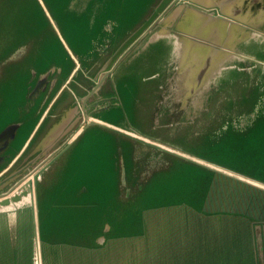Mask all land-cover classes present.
<instances>
[{
	"label": "water",
	"instance_id": "obj_1",
	"mask_svg": "<svg viewBox=\"0 0 264 264\" xmlns=\"http://www.w3.org/2000/svg\"><path fill=\"white\" fill-rule=\"evenodd\" d=\"M137 1L142 19L120 35L124 20L110 11L127 13L131 0H0V78L12 66L25 70L22 84L0 95V264H28L26 254L29 264H54L45 254L60 264L69 251L74 264L111 258L83 243H44L55 234L96 247L115 233L146 248L147 237L117 232L121 222L149 209L187 210L183 200L144 198L181 193L198 176L209 182L206 196L219 187L229 207L246 187L264 192V0ZM28 28L36 37L22 34ZM88 132L112 148L121 140L112 151H89L103 205L87 202L72 159ZM203 205L192 214L214 228L241 215ZM75 209H83V231L69 228ZM243 219L264 264V217ZM90 257L97 262H83Z\"/></svg>",
	"mask_w": 264,
	"mask_h": 264
},
{
	"label": "rangeland",
	"instance_id": "obj_2",
	"mask_svg": "<svg viewBox=\"0 0 264 264\" xmlns=\"http://www.w3.org/2000/svg\"><path fill=\"white\" fill-rule=\"evenodd\" d=\"M53 1V0H51ZM62 1V0H60ZM138 4L137 0H131L130 7L127 11V13H113L112 10L110 11V14L116 15L121 17L124 20V24L122 28L120 29V35L124 34L127 32L129 29L133 28L139 20L142 19L143 14L140 11H133L135 5ZM133 11V12H132ZM60 12L58 10L54 11V15H58ZM77 24V22H75ZM81 24V23H80ZM74 32L75 29L73 28ZM29 32L33 33L36 37L35 31L33 28H28L25 32L22 34ZM23 66V65H20ZM11 73H3V76L0 78V95L6 96L7 92L9 95L11 94V89L15 87V82L17 81L19 85L22 84L24 76H25V70L23 68H18V67H10ZM191 113V112H190ZM244 120L248 118H242ZM244 123V121H243ZM89 132L86 133V135L81 139L78 143L74 145L72 148L73 152H76V154L73 156L72 159L79 161V163L75 166V171H78V167H80V174L78 177V180L81 178L83 180V184H86L88 186V190L86 192V196H89L87 198V202L90 203L95 198L97 199L98 203L104 204L105 199H106V193H103L102 187L98 186L99 181L96 177V175L92 174L91 172L93 171V168L91 167L92 162L89 159L92 154L89 152L93 150L92 152H97L99 154L101 151H112L114 150L117 146L116 143L117 141L121 142V140H118V137L116 136L115 140V146L112 148L111 140H105L104 142H101L99 140H96L93 142V137L92 135H89ZM33 144V141L31 142L30 145ZM91 147V149H90ZM239 148V145H237ZM18 149V148H17ZM214 147H206L203 150L204 154H209L212 153ZM244 150V148H242ZM82 152V153H81ZM71 159V158H69ZM64 161L65 163L69 160ZM22 158H20V161ZM19 161V163H20ZM247 159H244V166L247 165ZM72 162V160H71ZM18 163V164H19ZM74 177V176H73ZM70 182H72V176L70 175ZM74 180V179H73ZM75 181V180H74ZM73 181V182H74ZM50 180L48 179L46 182H44V189L43 190H48V184ZM195 182V181H194ZM78 183V181H77ZM70 186H67L69 189L68 195L72 193L71 189L73 188L72 183L69 184ZM100 187V188H99ZM209 188V182L206 178L201 179L200 176H198V180L195 183H190L189 187H184V191L181 193H176L174 195L166 193V194H153L149 197L144 198V201L146 203L153 204L155 202H161L162 200H172V201H180L183 200L185 204L188 206L187 210H181L182 208H169L165 207V212L162 214L160 209H149L145 212H149L148 217L146 216H141L138 218H129L127 223H125L123 220H125V216L122 215L117 218L118 221H123L121 222L122 229H119L117 232L118 233H128L135 236L137 239L141 240L144 237L146 238L147 241V246L146 248L142 246H136L137 242L136 240L134 241L133 245H126L125 242L121 243L122 240V235L120 234H113L111 238L108 237V242H105L104 245H100L97 243L98 246L95 247V244L91 242V239L83 237V241L76 239V238H62L61 236H54L48 235L47 237L43 238L44 243L48 241L49 242H56V244H71V245H81L83 243V249H100L103 251H110V254L107 255V257H111L107 260H103L98 262V264H122V259L125 253L126 256L130 260L127 261V264H155V262L158 264L161 261V258L166 254L167 256H170L172 252H174L173 249H175V255L179 256H185L187 255L185 252L189 249L192 250V246L194 243V251L198 252L201 250H204L205 248L207 250H213L212 244L208 242V236L206 237L207 242H205V239L201 235V232L199 229L206 227L207 222H203L200 217H198L196 214H192V211L194 209L193 205L195 207L201 206L203 203H205L204 208H218L217 213H230V214H235L239 213L242 214L240 217L243 219V216L246 218H261L264 217V207L260 208L258 204V200H262L264 202V192L262 190H257L254 191L251 189L250 191H247V193H243V196L240 197H234L232 196L231 202L232 205L229 207L227 203L225 204L224 202H221V197H220V190L219 187H212V189L209 190V196L207 195V189ZM210 192L212 195L210 196ZM94 193L93 195H91ZM256 198V199H255ZM49 197H47V200ZM71 199V198H69ZM142 198H140L141 200ZM207 199V200H206ZM205 201V202H204ZM193 204V205H192ZM43 205V203H42ZM165 204L163 203L161 206H164ZM46 206V204H45ZM48 211V216L50 215L52 209L49 208L48 206L46 207ZM199 210V209H198ZM164 209H162V212ZM191 211V212H189ZM72 212V224L69 227L73 231H83V228L87 226H83V220L82 222L78 221V216L81 217V214H83V209L82 212H79L78 209L71 210ZM196 213V212H194ZM195 217V218H194ZM82 218V217H81ZM218 218V217H217ZM83 219V218H82ZM55 217H54V211H53V216L52 220L49 221V224L55 227L56 231V226L57 224L55 223ZM144 220L143 228H141L140 224L141 221ZM219 220V218H218ZM245 221V219H244ZM201 228H200V227ZM209 226V225H208ZM252 228L253 225H251ZM159 233L158 236H153L151 239L148 237L150 234L154 235L152 231H156ZM148 231V232H146ZM146 232V233H145ZM47 235V234H43ZM61 235V234H60ZM194 236V237H193ZM58 237V238H56ZM118 238V239H117ZM132 239V238H131ZM82 241V242H81ZM259 248V245L258 247ZM81 249V248H79ZM228 249V248H227ZM47 250V248H46ZM173 250V251H172ZM51 253H54V248L50 249ZM119 251V252H118ZM124 251V252H123ZM48 252V250H47ZM73 251H69L67 255L65 256L64 259L61 261L60 264H74L75 261L78 260V258H73L72 253ZM144 252V253H143ZM120 253H122L120 255ZM131 253H140L138 259L132 260L133 254L130 255ZM55 254V253H54ZM25 260L30 262V254H26ZM47 257L46 262L48 263H58L56 262V255L55 259H53L49 256L48 254L44 255ZM257 258L259 260L260 254L257 251ZM14 259V257H13ZM17 260V256H16ZM91 260V261H89ZM89 260H86L83 262L89 263V262H97L94 257H90ZM132 260V261H131ZM140 260V262H138ZM260 261V260H259Z\"/></svg>",
	"mask_w": 264,
	"mask_h": 264
},
{
	"label": "trees",
	"instance_id": "obj_3",
	"mask_svg": "<svg viewBox=\"0 0 264 264\" xmlns=\"http://www.w3.org/2000/svg\"><path fill=\"white\" fill-rule=\"evenodd\" d=\"M246 188H249L250 190L253 189L254 191L258 190V189L253 188V187H246ZM256 200L258 201V204H259V206H261V208L264 207V202L262 200H258V199H256ZM241 215H236L230 221H226L223 224V226H219L218 228H214L215 226L212 224L214 229L222 230V231L225 230L226 231L225 233H229L231 231H234L233 238H232L230 243H225L222 237H220L219 235H216V234H212L208 238V242H210V244H212L214 251L212 252L211 249L207 250L205 248L204 250L199 251V253L197 252V256H199L200 261H201V258H203L205 256H207V257H212L214 255L219 256L221 253L229 252L230 254L234 255L236 252H239V253L248 252L247 253V255H248L249 253L252 252V250H253V247H252L253 246V237H252V235H250V234H252L251 227H250L249 221H247V220L244 221V219H242L241 217H238ZM202 228H205L204 225L202 226ZM206 237L207 236L203 237L205 239V242H207ZM251 247H252V249H251ZM208 263L209 264H211V263L215 264V261L211 259L208 261ZM17 264H23V263L21 261H18Z\"/></svg>",
	"mask_w": 264,
	"mask_h": 264
},
{
	"label": "flooded vegetation",
	"instance_id": "obj_4",
	"mask_svg": "<svg viewBox=\"0 0 264 264\" xmlns=\"http://www.w3.org/2000/svg\"><path fill=\"white\" fill-rule=\"evenodd\" d=\"M261 208V206H259ZM250 227H252L251 223L249 222ZM205 225H209L206 226L205 228H201L199 229V231H210L212 232L210 235H212L213 233H217L216 235H219L220 237L223 238L225 243H230L232 238H233V234L234 231H231L229 233H225V230H216L213 228L211 223H207ZM212 227V228H211ZM252 235V234H250ZM252 249V247H251ZM174 252L171 253L170 256H167L166 254L163 256V260L160 261L158 264H209L208 261L209 260H214L215 264H260L258 258H256L255 254L253 253V250L251 253H249L247 255L248 252H236L234 255L230 254L229 252L227 253H221L219 256H212V257H203L200 258L199 256H196V252H193L192 250L188 249L185 253L187 255L185 256H181V255H175V249H173ZM172 250V251H173ZM249 251V250H248ZM202 257V256H201ZM162 259V258H161ZM155 264H157L155 262ZM214 264V263H211Z\"/></svg>",
	"mask_w": 264,
	"mask_h": 264
},
{
	"label": "crops",
	"instance_id": "obj_5",
	"mask_svg": "<svg viewBox=\"0 0 264 264\" xmlns=\"http://www.w3.org/2000/svg\"><path fill=\"white\" fill-rule=\"evenodd\" d=\"M200 232H201V231H200ZM211 233H212V232H210V231H202V232H201V235H202L203 237H204V236H208V237H210V236H211V235H210ZM213 234H217V233H213ZM193 237H194V236H193ZM189 249H190V247H189ZM191 249H192L193 252H195V251H194V249H195V248H194V243H193V246H192ZM195 254H196V256H197V252H196ZM162 260H163V258L161 259V261H162Z\"/></svg>",
	"mask_w": 264,
	"mask_h": 264
}]
</instances>
